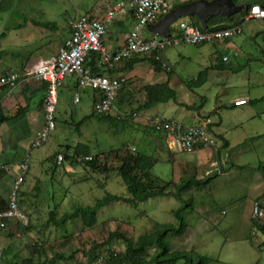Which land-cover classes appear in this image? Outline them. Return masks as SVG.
Instances as JSON below:
<instances>
[{"label": "rangeland", "instance_id": "obj_1", "mask_svg": "<svg viewBox=\"0 0 264 264\" xmlns=\"http://www.w3.org/2000/svg\"><path fill=\"white\" fill-rule=\"evenodd\" d=\"M93 2L0 0V35L4 33L0 39V61L12 54L15 42L29 43L31 36L37 37L41 33L33 26V20L55 22L59 32L65 35L67 23L71 25L72 20L85 14ZM171 3L176 5L180 1L171 0ZM263 22L248 21L243 32L231 37L229 41L202 45L180 42L166 48L162 54L174 71L171 73L163 70L160 76L172 77L177 100L160 103L150 109L151 113L139 109L144 102L143 88L136 81L127 82L124 86L127 88L132 84L134 92L132 95H122L120 103L117 101L119 92L109 112L118 121L112 124L95 116L84 122L79 134L76 123L92 114L93 94L90 90L80 91L81 102L74 103L73 89L66 85L60 88L57 127L44 144L32 149L31 169L19 191L20 208L28 216V209L25 208L30 200L38 220H30L27 226L15 220L16 233L9 234L8 229H0V236L6 238L0 244V249L5 250L4 254L2 250L0 264H15L20 260L13 257L18 243L10 240L16 234L22 235L24 239L22 253L39 259L37 264H44V260L48 261L57 253L68 255L73 251H77L73 260L58 261L56 264H111L108 261L110 251H125V245L120 240L94 249L93 253L88 252L106 240L111 230L119 229L137 237L151 230L155 222L175 223L173 209L180 202L174 196L153 197L137 205L123 201L112 202L99 210L98 222L93 228H84L80 218L60 227L50 222L51 210L60 217L77 206L93 205L107 193L128 195L126 185L116 170L119 160L113 151L117 149H121L120 154L129 149L158 158L151 172L154 177L165 182H179L190 176L211 177L205 187H192L183 193L185 198H194L195 207L187 213L189 227L184 237H168L172 249L194 248L208 255L211 258L210 264H264V231L253 224L252 218L255 200L261 201L264 208V177L259 170L260 164L264 163V137L256 138L264 134V101L250 102L264 96V32L256 34L255 29V26ZM142 35L150 33L143 30ZM224 56H228L227 61L223 60ZM214 64L222 65L218 67L221 73L211 68ZM139 65L144 72L150 68L148 62ZM4 67L2 65L0 69V76L8 70ZM207 68L209 74L204 84L192 88L186 85L185 81L195 79L200 71ZM41 96L39 93L33 99V105L40 101ZM236 98H245L247 102L234 105ZM218 105H221L219 112L215 110ZM186 106L195 108L188 109ZM162 110L166 117L189 125L195 123L196 117L200 116L199 112L211 116L212 121L217 123L216 130L229 140L230 148L221 147L219 140V153L216 154L215 148H208L211 151L204 164L193 166L190 165L192 161L185 164V160L195 156V153H180V159L177 158L175 155L178 151L173 152L174 147H168L165 135L147 125L148 116L162 113ZM42 113L45 122L44 105ZM35 124L37 130L40 129L41 122ZM13 134H0V172H4L5 179L15 177L14 166L23 160L28 144L39 132L31 133L26 140L20 141L16 155L7 141L1 142L3 135L6 138L11 136L8 137L11 139L13 136L15 138ZM79 141L88 143L92 148L91 154L99 155V161L109 171L93 172L84 163L57 162V152L66 151L67 145L75 146ZM216 159L221 161V170L208 175L207 172L214 169L216 163L212 162ZM55 163L57 165L53 167ZM12 181L14 184L15 178ZM2 185L0 182V192L7 197V191L3 190ZM170 190H174V186ZM7 246L9 248L5 249ZM22 253H19L20 258L23 257ZM177 264L185 262L180 260Z\"/></svg>", "mask_w": 264, "mask_h": 264}, {"label": "built area", "instance_id": "obj_2", "mask_svg": "<svg viewBox=\"0 0 264 264\" xmlns=\"http://www.w3.org/2000/svg\"><path fill=\"white\" fill-rule=\"evenodd\" d=\"M106 6L104 18L92 17L89 14H81L71 21L70 35L64 41L59 52L44 60H40L27 71L20 72L11 69L0 76V85H6L9 90L15 89L22 80L34 79L47 83V91L44 98L45 122L38 136L31 141L23 160L18 164L17 176L12 185L7 205L0 210V229H7L14 221H21L24 225L30 222L20 208L19 191L25 181V176L30 169L31 151L44 144L52 131L57 127L56 111L59 103V89L65 79L76 76L80 89L90 87L97 93L94 103V112L97 115L109 113L117 99L119 90L126 84L127 78L123 75H114L113 70L132 56H143L155 53V58L160 62L163 70L170 71L171 66L161 57L169 46L180 42L191 44L215 43L227 40L243 32V24L233 25L223 29H204L197 26L189 17L179 19L175 27H171L172 35L163 37L149 32L148 26L173 9L171 0H103ZM133 18V26L126 38L125 44L116 51L109 50L104 44L110 24L119 16ZM264 19V8L259 4L251 6L246 19ZM143 30H148L150 35H142ZM96 56L97 67L101 70L93 72L87 65L91 55ZM224 61L228 56L223 57ZM79 92L75 95V102H79ZM246 100L236 101V105L245 103ZM212 120L208 116L199 124H184L180 121L168 119L161 114L148 116L147 125L162 132L167 137L169 144L178 152L193 153L201 148H215L219 150L218 138L212 128ZM92 156H85V160H92ZM64 157L59 154L57 162L62 163ZM214 169L207 172L219 171V162H215ZM252 217L256 220H264V209L260 201H254ZM2 250H0V260ZM2 264H6L2 262Z\"/></svg>", "mask_w": 264, "mask_h": 264}, {"label": "trees", "instance_id": "obj_3", "mask_svg": "<svg viewBox=\"0 0 264 264\" xmlns=\"http://www.w3.org/2000/svg\"><path fill=\"white\" fill-rule=\"evenodd\" d=\"M194 0H185L181 3L173 5V8ZM238 5L243 4L245 7L240 12L235 13L229 17L221 15L208 17L209 30L212 29H223L231 27L237 24H244L246 22V16L252 5L259 4L264 8V0H234ZM189 19L194 22L197 26L201 27L200 21L197 16H190ZM54 22H36L41 26H50ZM172 27V31H173ZM264 32V30L262 31ZM4 37V33L0 35V39ZM228 40V39H227ZM64 44V43H63ZM5 51V50H4ZM4 53V52H3ZM162 55V52L160 53ZM155 53H150L143 56H132L126 61L124 69H132L133 66L139 62L148 61L154 68L155 71L163 70L160 62L155 58ZM221 65H219L220 67ZM218 67V66H217ZM24 65L16 69L23 72ZM14 69V68H12ZM11 70V69H10ZM7 70L6 73H8ZM93 72L101 71L98 67L92 68ZM207 69L199 72L197 77L192 80L185 81L189 87H199L207 81ZM172 72V71H171ZM5 73V74H6ZM43 82V81H39ZM45 83V89L47 91V83ZM64 84V83H63ZM63 86V85H62ZM1 87L7 88L6 85ZM123 88V87H122ZM119 90V92L122 90ZM145 99L144 102L139 106L140 110H149L160 103H165L170 100H177L176 90L170 86L169 80L161 83L145 84L142 86ZM60 90V89H59ZM45 98V97H44ZM264 101L262 98L253 99L250 102L256 103ZM44 105V99L41 101L40 106ZM28 106H24L19 110L26 111ZM188 109L195 108L194 106H186ZM199 109V108H198ZM18 115V114H17ZM15 116H2L0 117L1 125L16 117ZM97 117L102 121H110V123L117 122L118 120L107 114L97 115L94 111L91 115L84 117L76 123V131L81 134V127L87 119ZM57 122V115H56ZM217 136V135H216ZM264 137V134L257 136L259 139ZM218 140L225 141L223 136H217ZM227 147L228 142L221 143V147ZM72 148V151H70ZM220 149V148H219ZM121 149L114 150L116 158L119 160V165L116 167L118 175L122 178L126 185L128 195L122 196L112 193H107L103 198L97 199L93 205L88 206H77L72 211L65 212L62 216L57 217L54 211H50L49 220L56 226H64L69 221L80 218L84 228H93L98 222L99 210L111 204L115 201H123L131 205H137L140 202H144L150 198L158 196H174L180 202L179 206L173 209V214L176 219L175 223H159L155 222L154 227L146 233H142L139 236L129 235L127 232L115 229L108 233L107 239L101 243L96 244L94 247L88 250L89 253H93L94 249H98L107 245H110L114 240H120L125 245L124 253H118L110 251L108 261L111 264H177L178 261L184 260L185 264H210L211 258L208 255H203L196 251L194 248L189 250L172 249L168 242L170 235L177 237H184L188 231L189 221L187 218L188 211L194 209L195 200L192 197L185 198L183 193L191 189L192 187L203 188L210 181V176L203 178H197L196 176H190L183 178L179 182L173 180L163 181L153 176L151 172L152 166L157 162L158 158L148 155L143 152H132L129 149L125 150L124 153L120 154ZM92 148L88 143L77 142L75 146L67 145L66 151L62 153H56L58 157L62 154L64 161H68L70 164H86L93 172H106L109 168L99 161V155H92ZM64 153V154H63ZM219 153V150L216 154ZM92 156V160H85V156ZM51 161V158H49ZM219 160V159H216ZM54 162V161H51ZM219 162V161H217ZM57 163L53 164L55 167ZM219 168H221L219 164ZM221 170V169H220ZM259 170L264 177V163H261ZM174 186V190H170V187ZM38 187V186H37ZM256 201V200H255ZM259 201V200H257ZM3 202V201H2ZM261 203V201H260ZM5 206H1L0 210L4 209ZM261 207L262 203H261ZM264 209V208H263ZM253 218V217H252ZM256 220L253 218V224L260 230L264 231V221ZM9 227V226H8ZM153 250L151 253L150 251ZM77 251H73L71 254L64 255L61 253L55 254L48 261L44 260V264H56L58 261H69L73 260ZM85 253V252H84Z\"/></svg>", "mask_w": 264, "mask_h": 264}, {"label": "crops", "instance_id": "obj_4", "mask_svg": "<svg viewBox=\"0 0 264 264\" xmlns=\"http://www.w3.org/2000/svg\"><path fill=\"white\" fill-rule=\"evenodd\" d=\"M179 1H180V3L183 2L182 0H179ZM105 13H106V6H105L103 0H94V2L90 6H88L87 12L85 14H89L92 17L102 19V18H104ZM263 20L264 19H258V18H254V17L248 18L246 20V22H244V24H243V30H244V27L248 21L254 22V21H263ZM36 22H47V21H39V20H33L32 21L33 26L36 27L41 33H39V35L37 37L35 35L31 36V38H29V41H30L29 43L15 42L14 48L11 51L12 54L9 57L5 58L4 61H2V60H1L2 62L0 61V69L2 68V65L5 66L4 69L7 68L8 70H10L12 68L18 69L24 65L23 71H27V70L31 69L33 66H35L40 60L48 59V58L56 55L59 52L64 41L70 35V24H69V22L66 25L67 32L65 35H63L62 32H59L58 26L55 22L53 24H51L50 26H44V25L41 26L39 24H36ZM48 22H50V21H48ZM133 22L134 21H133V18L131 15L117 17L108 27L107 34L103 40L105 46L111 51H116V50L120 49L125 44L128 33L132 29ZM18 26H20V25H18ZM255 27H256L255 28L256 34L258 32L263 31L264 30V22H263V24H258ZM226 41H229V40H226ZM3 49L6 50L5 48H3ZM161 57L167 64H169L171 66L170 62L167 60V58L163 54L161 55ZM96 59H97L96 56L93 54L89 57V59L87 61V65L91 69L93 68V65H94V68L97 67ZM126 61L127 60L122 62L117 69L112 71V73L116 76L117 75L125 76L127 78V82H133L134 83L136 81L137 84L140 85L141 87L144 86L145 84L161 83V82H165V81L169 80L170 86L174 88L175 83L173 82L172 77L166 76L165 78H163L162 76H160V74L163 70L155 71L153 66L148 61H143V62H148L150 65V68H146L145 72L141 69L142 67L139 65L142 62L135 64L132 69H128V68L124 69ZM217 66L219 67V65L214 64L211 66V68L215 69L216 70L215 72L221 73V70H219ZM208 69L209 68H207V70ZM170 71H174V68H171ZM170 71H168V72H170ZM207 73L209 74L208 71H207ZM146 75H147V77H145ZM207 79H208V75H207ZM127 82H126V84H127ZM20 83L21 84L16 89H13V90H9V89L3 88V87L1 88V86H0V117H2L4 115L5 116H15L18 114L16 117L4 122L0 127V134L1 133L3 134V132H7V135L12 134V132L14 133L13 135H15V138L13 136L11 139H9L8 137H11V136H8L6 138V136L3 135V137L1 138V142L4 143L7 141L11 145L10 148L15 151V152L13 151V153L15 155L17 153V148L19 146L20 141L26 140L30 136L31 133L36 132L38 134V132H40V130L42 128V124L44 123V116L42 113L43 106H40V104L46 95L45 83H43V82H39V81H36L34 79H28V80H22V82H20ZM65 85H66V87L73 89L74 96L76 95V93H78L80 91L90 90L93 94V104L92 105H94V103L97 99V93L94 90H92L90 87H87L88 89H85V88L80 89L78 86V80H77L76 76L67 77L64 81L63 86H65ZM131 85H129V87H127V88L124 86L123 89L120 91L119 100H117L119 103L121 102L120 100H121L122 95H128V94L132 95V93L134 92L133 85L132 86ZM140 86H138V87H140ZM39 93L42 94L41 99H40V101L36 102L33 105V99ZM219 96H220V94H218V98H219ZM144 99H145V95H144ZM243 99H245V98H236L234 101V105H236L235 104L236 101L243 100ZM79 102H81V94H80ZM79 102H75V97H74V103H79ZM246 102H247V100H246ZM17 104H20V105L18 106L19 108L17 107L15 110L14 107H16ZM24 106H28L26 111H23L22 109L19 110L20 108H22ZM220 108H221V105H218L215 107V110L217 112H219ZM142 112L148 113V112H150V109L149 110H142ZM159 112H161V110ZM159 112H156V113L161 114L164 117H166L164 115L165 113L163 110H162V113H159ZM156 113H152V114H156ZM199 114H200V116L198 115L196 117V121L193 124H199V123H201V121L204 118L208 117V116H204L200 112H199ZM209 117L211 118V116H209ZM166 118H168V117H166ZM168 119H171V118H168ZM173 120H175V119H173ZM211 120H212V118H211ZM38 121L41 122V126H40V129L37 130L35 123H37ZM212 123H213L212 128H213L214 133L218 137L223 136L226 139L225 141L228 142V146L225 149H229L231 146L229 140L221 132H218L216 130V124L217 123L214 121H212ZM16 133H18V134H16ZM35 138H36V135H35ZM166 139H167V137H166ZM225 141H223V139H222V141H220V142L224 143ZM167 143H168V147L172 148V146L169 144L168 141H167ZM29 144H28V146H29ZM28 146L26 148V152H27ZM174 151H176V150L174 149L173 152ZM210 151L211 150L208 148H201V149L196 150L194 152L195 156L186 159L185 164H187V163L189 164L190 161H192V163H190V165H193V166H196L199 164H204L206 162V156H207V154H210ZM180 153L181 152H178L177 155H175V156L177 158H179L178 154H180ZM31 155H32V151H31ZM216 161H219V160H214L212 163H215ZM176 162H178V161H176ZM220 162L221 161H219V164H220ZM222 163H224V160H222ZM18 164H16V166H14L15 167L14 168L15 177L10 176L9 178L5 179L4 176H6V175H4V172H0V182H2V184H3L2 185L3 190L7 191V197H4L2 195V193L0 192V207L6 205L8 195H9L11 188H12V185H13L12 180H13V178H16V176H17ZM30 166H31V163H30ZM30 169H29L28 173L30 172ZM26 207L27 208H25V209H28L27 214H28L31 222H37L38 217L35 215L36 210L34 208V204H32V207H31V201L28 200V204H26ZM16 221L15 220L12 221L11 224L9 225V227L7 228L9 230V234L10 233H16V229H15L16 228V226H15ZM10 240H14L15 243L16 242L18 243V248L16 249V253L13 255V257H18L20 260H18V263H15V264H28V263L30 264L32 262H33V264L38 263L39 259L32 257L31 255H29L27 253H22V251L24 250V247H23L24 246V239L22 238V235L16 234V237L14 239L10 238ZM5 241H6V238L0 236V244H2ZM6 248H9V246L5 247V249ZM2 250H3V254H4L5 250L4 249H2ZM19 253H22L23 257L20 258ZM33 258H34V261H32Z\"/></svg>", "mask_w": 264, "mask_h": 264}, {"label": "water", "instance_id": "obj_5", "mask_svg": "<svg viewBox=\"0 0 264 264\" xmlns=\"http://www.w3.org/2000/svg\"><path fill=\"white\" fill-rule=\"evenodd\" d=\"M244 7L234 0H194L173 8L158 22L149 25L148 30L163 37H170L172 25L179 19L190 16H197L202 27L208 29V17L217 15L229 17L240 12Z\"/></svg>", "mask_w": 264, "mask_h": 264}]
</instances>
